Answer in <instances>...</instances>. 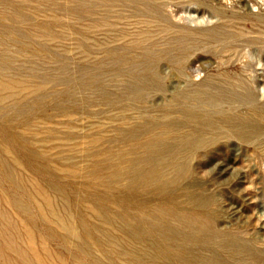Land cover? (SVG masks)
Masks as SVG:
<instances>
[{
	"label": "bare ground",
	"instance_id": "bare-ground-1",
	"mask_svg": "<svg viewBox=\"0 0 264 264\" xmlns=\"http://www.w3.org/2000/svg\"><path fill=\"white\" fill-rule=\"evenodd\" d=\"M76 1L102 37L73 36L74 67L0 22V264H246L257 253L219 230L193 163L230 139L261 148L264 107L246 65L197 83L186 70L212 44L236 67L243 44L264 46V14L245 33L180 26L175 0ZM214 164L215 183L229 169Z\"/></svg>",
	"mask_w": 264,
	"mask_h": 264
},
{
	"label": "rangeland",
	"instance_id": "rangeland-1",
	"mask_svg": "<svg viewBox=\"0 0 264 264\" xmlns=\"http://www.w3.org/2000/svg\"><path fill=\"white\" fill-rule=\"evenodd\" d=\"M174 3L177 4L171 9L174 20L180 26L185 25L191 29L227 23L233 32L256 33L257 28L252 27L250 15L264 14V0H175ZM234 14L237 15L235 20L232 19ZM93 21L95 22V16L80 10L76 0H0L1 23L13 24L32 32L36 36V42L31 46L42 47L41 56L52 53L58 59L65 57L72 63V67L85 58L83 50L72 39L73 36H86L90 39V45L96 38L102 37L94 33ZM129 28L132 31L135 29L134 26ZM44 29L47 33L43 32ZM221 46L212 44L211 54L208 56L201 50H194V60L186 70L188 80L197 83L221 70L234 75L238 73V67L246 65L247 80L254 92L255 101L264 107V46L246 44L245 47L243 44V54L241 53L240 63L237 62L236 67L220 65L223 55ZM160 71L168 75V88L182 86V81L166 65H161ZM164 100L165 98L156 97L152 104H160ZM243 110L245 109L240 110L242 114ZM260 146L256 151L254 146L237 140L222 141L210 149L206 158L201 157L193 163L196 178L216 200L219 230L250 242L257 253L256 257L242 256L246 264H264V142ZM214 163L226 165L229 169V174L220 177L215 183L212 181L217 173ZM49 246L56 249L53 243ZM5 254L12 264H22L13 255Z\"/></svg>",
	"mask_w": 264,
	"mask_h": 264
}]
</instances>
